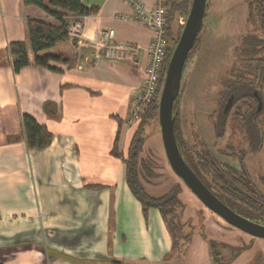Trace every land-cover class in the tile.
I'll list each match as a JSON object with an SVG mask.
<instances>
[{
	"label": "crops",
	"instance_id": "crops-1",
	"mask_svg": "<svg viewBox=\"0 0 264 264\" xmlns=\"http://www.w3.org/2000/svg\"><path fill=\"white\" fill-rule=\"evenodd\" d=\"M81 1L98 7L97 14L83 17L81 43L69 37L47 51L69 61L15 72L8 46L27 40L26 20L59 22L22 0H0V113L7 116L0 126V262L110 264L118 258L127 264H207L199 235L185 258L176 255L161 212L149 208L145 216L127 184L125 162L112 154L119 120L125 157L137 129L131 111L153 31L118 18L132 13L123 0ZM142 1L151 9L158 0ZM103 29H113L118 42L140 45L138 59L89 63V43ZM46 102L57 106L59 116L46 114ZM16 111L53 133L47 148L5 142Z\"/></svg>",
	"mask_w": 264,
	"mask_h": 264
},
{
	"label": "trees",
	"instance_id": "trees-1",
	"mask_svg": "<svg viewBox=\"0 0 264 264\" xmlns=\"http://www.w3.org/2000/svg\"><path fill=\"white\" fill-rule=\"evenodd\" d=\"M22 2L25 5H34L41 8L57 19L59 24L54 25L34 18L26 20L27 40L12 42L8 46L9 57L12 58L11 64L15 72L31 65L45 67L52 60L68 62L69 60L63 54H52L47 53V51L56 46L58 42L69 38L67 26L70 17H83L98 12V7L86 6L81 0H22ZM191 3L192 0H163V4L167 7L164 29L166 47L159 88L141 114L127 156L125 157L120 148L122 120H119V127L112 148V154L125 162L127 184L134 196L140 201L145 216H147L149 208L159 209L172 237L173 249L177 250L182 256L185 255L188 243L192 238V230H188L181 220L185 208V204L180 197L183 191L182 184L180 182L174 183L162 195L151 194L144 180L146 177L155 176V173L152 171L150 162L143 158V153L149 137L157 132L156 129L160 128L158 122L159 96L166 67L184 26L180 24L179 17H187ZM248 22L252 25L251 30L241 38L234 50L235 57L245 63H235L230 71V77L224 79L226 89L222 93L221 102L225 103L230 93H233V104L227 112H224V107L217 111L216 116L213 118V125L216 136L223 137L229 119H232L236 134L245 135L249 143V149L256 151L262 145L264 134L259 120L260 115L264 113V94L262 92L264 87V0H248ZM199 41L200 35L192 51L197 48ZM256 86L263 87H259L260 89L257 90ZM255 90H257L263 101V107L260 111L257 110L258 100L255 97ZM240 101H252V104L256 106L248 104L249 108L245 111L241 108L233 109ZM44 111L50 117L59 116V111L54 103L46 102ZM16 112L17 117L12 119V131L6 136L5 142L12 143L24 140L28 149L43 150L47 148L53 140V133L47 126L39 123L31 115ZM174 117L178 146L194 172L213 190L218 198L237 213L254 222L264 224V189L254 181L250 171L246 168L245 151L241 156L229 154L231 158L239 160L240 167H235L217 159L203 142L199 150L192 151L185 142L181 128L179 98L175 102ZM6 120V114L0 113V126ZM16 123L17 125H15ZM260 180L264 186V176ZM201 234L209 242L212 252L218 245H221L220 242L208 238L204 232ZM224 245L232 248L234 255L228 262H224L222 256L216 253L214 259L219 264L232 262L244 250L250 248V245L237 247L229 244ZM0 264L3 263L0 262ZM110 264L127 263L122 259L113 258L110 260ZM248 264H264L262 252H257Z\"/></svg>",
	"mask_w": 264,
	"mask_h": 264
},
{
	"label": "rangeland",
	"instance_id": "rangeland-1",
	"mask_svg": "<svg viewBox=\"0 0 264 264\" xmlns=\"http://www.w3.org/2000/svg\"><path fill=\"white\" fill-rule=\"evenodd\" d=\"M251 27L252 25L248 22V0L209 1L199 44L191 52L183 73L179 96V117L189 149L199 150L203 142L217 159L235 167H240L239 160L231 158L229 154L241 156L245 151L246 168L254 181L264 189L260 180L264 176V134L261 147L252 151L248 147L247 137L236 134L232 119H229L223 137L216 136L213 125V118L217 111L225 106L230 97L229 95L225 103L221 102L222 93L226 89L225 77H230V71L235 63H245L235 57L234 50ZM259 87L256 86V89L259 90ZM262 92L264 94V87ZM248 104L255 105L252 101H240L233 109L241 108L245 111L249 108ZM259 120L264 131V113L260 115ZM156 131L147 140L143 153V158L150 162L155 176L146 177L144 183L153 195L166 193L176 182L182 184L184 190L180 197L185 208L181 220L188 230H192V238L188 246L194 243L195 235L201 236L205 241V247L200 249V257L207 256V264H219L214 259L216 253L222 256L224 262H228L233 257L232 248L224 244L233 247L250 245V248L244 250L228 264H248L257 252H262L264 255V238L253 237L228 224L204 205L177 176L168 161L161 129ZM203 232L208 238L221 243L213 252L207 239L202 236ZM175 253L178 255L177 250Z\"/></svg>",
	"mask_w": 264,
	"mask_h": 264
},
{
	"label": "water",
	"instance_id": "water-1",
	"mask_svg": "<svg viewBox=\"0 0 264 264\" xmlns=\"http://www.w3.org/2000/svg\"><path fill=\"white\" fill-rule=\"evenodd\" d=\"M208 0H192L186 22L179 40L168 61L164 81L159 96L158 122L161 129L165 152L173 171L186 186L218 216L231 226L257 238H264V224L254 222L237 213L210 189L183 157L175 136L174 106L180 96L181 83L185 66L204 25ZM260 111L263 107L262 98L255 91ZM234 94L228 98L224 112L233 104Z\"/></svg>",
	"mask_w": 264,
	"mask_h": 264
},
{
	"label": "built area",
	"instance_id": "built-area-1",
	"mask_svg": "<svg viewBox=\"0 0 264 264\" xmlns=\"http://www.w3.org/2000/svg\"><path fill=\"white\" fill-rule=\"evenodd\" d=\"M123 1L131 6L132 13H122L118 15V18L142 23L148 26L154 34L147 51L148 59L143 80L139 91L135 95V102L131 111L130 120L139 121L146 105L153 99L159 88L161 70L165 62L166 39L164 29L167 7L163 4V0H158L151 9L147 8L142 0ZM83 17H70L67 26L69 37L80 43L84 38ZM179 22L184 25L186 18L180 16ZM89 45L92 47L89 63H99L103 60L131 62L138 59L141 54V46L137 43L116 41L113 29L101 30L96 38L91 39ZM10 60H12L11 57Z\"/></svg>",
	"mask_w": 264,
	"mask_h": 264
},
{
	"label": "flooded vegetation",
	"instance_id": "flooded-vegetation-1",
	"mask_svg": "<svg viewBox=\"0 0 264 264\" xmlns=\"http://www.w3.org/2000/svg\"><path fill=\"white\" fill-rule=\"evenodd\" d=\"M255 91H257V90H255ZM231 94H233V93H230V95H231ZM230 108H231V107H230ZM232 251H233V249H232Z\"/></svg>",
	"mask_w": 264,
	"mask_h": 264
}]
</instances>
